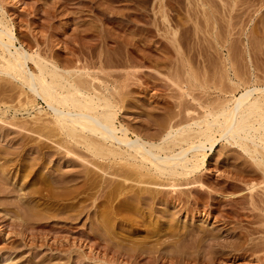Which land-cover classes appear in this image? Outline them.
I'll list each match as a JSON object with an SVG mask.
<instances>
[{
  "label": "bare ground",
  "instance_id": "6f19581e",
  "mask_svg": "<svg viewBox=\"0 0 264 264\" xmlns=\"http://www.w3.org/2000/svg\"><path fill=\"white\" fill-rule=\"evenodd\" d=\"M211 1L212 2L210 4L207 3V5H210L209 9L206 8L207 15L209 16V19L207 18L209 20L208 23L210 28L209 36L211 35L209 39V45L211 47H215L217 44L223 50L227 48L228 54L226 57L222 56L224 57L222 64L226 70H224L225 77L228 81H224V76L221 78L219 77L220 79L217 78L219 80H211V76L207 79V75H199L197 72H195V69V71L192 69V66L182 63L183 66L179 68L175 62V68L178 69L173 68L172 70L170 68L172 71L175 69V71H169L167 74H163V76L169 80L170 83L167 82L168 86L170 84L169 88L177 92L176 97H178V102L175 101L176 103H174L173 101H169L167 99L166 104H169L171 108L176 106L179 108L181 107L180 112H178V114L175 113V116H172V113V115L169 116V119L167 117L168 121L164 119V122L166 123L160 127V130L158 129L159 131L151 134L150 136H145V133L147 134V132L141 133V131H137L139 128L137 129L135 127L137 129L135 130L134 127V129H132L127 127V125L125 126V124H120L121 122L118 124V114L123 107V91L128 87V83L130 82L128 77L132 76V74H130L132 69L130 70L131 72H127L126 69L124 70L126 71L125 75H120L121 77H118L117 75L116 77L111 75L113 72H107V74L105 68H103L104 66L100 68L101 71L105 70L104 73L102 72L103 74H100V71L93 72L91 70L93 68H89V66L85 65L64 67L63 65L65 64L61 65V62L59 63L58 60H56L57 58L55 59L54 56L46 54V51H42L40 47V50H34L30 48V45L26 44L23 39L21 40L20 36L18 37L14 29L16 20L11 18L12 16L10 17V12L3 5L4 3H0V79L5 82L4 84L2 82L0 87L3 88V90L5 89L13 93L12 94L10 92L8 94V92H6L9 96L15 95L14 93L18 91L20 92V94L18 93L20 96L24 95L26 97L23 101H20L21 99H19V107H16V105L12 104L13 100L10 99L11 97L9 98L11 103L8 102L9 100L4 101L2 98V100H0V122L4 120V116H7V114H9L11 111L17 113L21 111V109H37L40 105V100L46 104L47 109L46 111L42 110V112L39 108V115L43 113L44 115L50 116L48 120H43L44 116L42 117L41 114L40 116L38 115V117H36L34 121L35 123L32 121L33 124H36V126L32 125L35 127L32 129L30 128V138L27 143L23 145L25 150H31V152L36 155L34 158L32 157L33 160L31 159L32 163L34 164L33 166L36 167V169L34 168V175H31L30 173L28 175L26 174L28 177L34 176L36 179L38 178L36 181V186H34L35 184L33 185L36 188L31 189L30 187L31 193L27 195L23 193L25 196H23V194L21 197L18 196V202L15 203L11 201L9 202L10 205H20L23 209L22 212L25 213V211H29V207L31 208V206H34L32 204L33 199L38 197L49 202L51 200V203L53 201V203L57 202L59 204L63 203L70 205L72 208L70 212L75 213L78 211V207H82L81 205L79 206V204H81V200L83 203L86 202L88 204L90 203V198H95V195H93L91 191L98 186H103L105 188L109 187L111 189L110 193L107 191L109 194L106 192L109 196L106 195L105 198L103 197L100 203L98 202L100 205L107 206L105 204L110 203L108 202L109 200L114 203L118 196L120 198L121 194L125 195V197H123L124 199L122 198V200L119 202L116 201L117 203L115 205L113 204V207L115 208L112 212L109 211L111 215L104 212L106 215H110V219L108 222H106V224L105 222L101 224L102 229H104L110 235V239L112 238L111 241H115V237L118 235L121 237H118V239H121L120 241L116 240L117 244L112 245L110 244L111 242L109 243L112 246H116V248L114 246V249H116L115 253H112V255L114 254L113 257L111 259H108L107 257V259L110 261V264H160L162 262L163 264H192L193 261L199 259V255H202V248L203 250H205V246L208 248L207 242L209 240L212 241L211 244L208 242L209 245L211 247H215L216 251L221 249L219 247L228 246L225 245L224 241L219 242V236L217 234H215L216 237L211 236V231V235L205 236L206 232H203V234L197 230L198 228L195 229L196 227L186 226V223V225L183 223V225L180 224L181 222L179 221V218L177 219L175 216L176 213H174L176 211L173 210V215L172 212H170V207L166 206L168 204H172L170 206L174 207L173 201H176L177 203L175 204H177L179 207L181 205L180 203L185 201L183 194H188L187 196H193L195 193L198 195L196 194L197 196L188 198H192L191 200L187 199L188 203L191 201L190 203L192 206H198L202 204V201H207L210 203L212 202L211 204H216L217 208L222 206L219 205L222 204L223 198L225 199L227 196H224V194L218 195L217 191H215L216 189L214 190V187L212 188L214 184L209 180L206 181L207 179L203 173L204 168H206L205 166L209 155L208 151L212 150L218 142L226 140L228 144L237 146L240 149L243 157H245V163L249 161L250 165V161H252V163H254L253 165H256L257 168L259 167V170L264 172V12L262 13L264 9V0H222L224 4L219 2L223 4H221L222 6H219L220 10L222 7V9L225 11L220 13V15H223V19L226 18L224 21L227 23L226 26L224 25V30H226V32H224L222 37L220 36L219 32H215V29H217L215 24L219 21V15L218 17H215L217 16L215 14L219 12L217 10L218 6H216V8L214 7L216 3L214 1L217 0ZM260 12L261 14H259ZM166 14L165 17L167 16ZM243 18L247 19L246 22H244L247 24H244L245 26L241 28L242 32L239 30L240 38H238L239 36L234 38V36L238 33L237 30L236 33L234 32L235 30L233 31L235 28L234 26H236L237 21H241ZM253 19L259 24L252 25L253 27L251 26L252 28L251 30L249 29L250 31L248 32L247 26ZM260 30H262V32ZM242 35H244V38L246 36V39L242 38ZM236 39L240 40L237 41ZM235 41L237 44L238 42L241 43V47L239 46L240 43L238 44L239 51L236 53L234 52V54L238 57L235 58H237V61L243 59V66H245L247 63L246 67H248H243L244 70L246 68V72H244L243 69L242 71L241 67L236 66L240 63H235L236 59L234 60L233 56V51L235 50L234 48L238 47H234ZM237 49L238 48H236V50ZM72 53L74 52L72 51ZM73 57L75 58L74 55ZM108 58H106V60ZM72 59L71 61L76 63V60L74 61ZM76 59H78V57ZM102 61L103 60L101 59V63H103ZM245 61L247 62L245 63ZM78 62L79 61H77V63ZM101 63L99 65L102 66ZM175 64L172 63L173 66L168 64V66L170 65L169 67H174ZM129 68L130 67H128V69ZM134 68L135 66L133 69ZM237 68L238 71L240 69V72L236 70ZM136 69L138 71V67H136ZM122 70L123 69L118 72H121ZM105 73L107 76L104 75ZM201 75H203V79L205 81L201 80ZM133 76H136L135 73H133ZM209 79L210 81H208ZM225 83L228 84L226 85ZM198 90L201 91L203 95L196 96L194 92ZM39 121L40 124H38ZM143 122L145 123V121ZM148 124H144V126H148ZM52 125L55 126V128H53ZM140 126L141 125L139 124L138 127ZM49 128L53 129V131L48 130ZM55 137H58V140H55ZM54 144L57 150L46 151V149L53 148ZM3 147L5 146L0 145V155L5 153L3 152ZM8 148L9 147L7 146L6 149ZM49 153L50 157L47 158ZM10 154L9 156H11ZM53 154L58 156L57 160H59V162L63 161L66 165L68 164L71 166H76V171L71 172V170L70 173L59 171L57 174H53V172L48 169L50 174L53 176H51V179L48 180L49 178L46 177L49 176L47 175L49 172L47 173L44 171L46 170L45 168H48L49 164H52L53 160L51 159V156ZM80 154L83 155V157L79 156ZM2 157H0V161L2 160ZM30 163L31 162H29V164ZM55 164L56 163L53 164V167L56 166ZM59 164L60 163H58L57 167L60 166ZM249 165L248 169L245 168L240 170L241 175H239L240 171H238L239 173H236H238L237 177L238 175L242 177H238V180L245 183V185L248 184L246 189L247 187L250 189V194H248L249 203L254 205L256 202L258 203V200L255 199L256 193L254 196V187L256 188V186H254V180L259 176H255L256 172L258 171L255 172L254 170H251ZM11 166L12 162L9 160H5L2 163L0 162V192H2L7 197H9V195L12 196L14 192H18L16 190L21 191L20 188L16 189V185L20 187V184H22L19 181L18 183L17 181L13 182V179V181L11 180L12 183L10 182L11 176H9V174L10 170L12 169ZM244 166L245 165L243 164V167ZM57 167L54 168L57 169ZM99 171H102L101 176H99L101 179L97 178ZM39 177H41V179H39ZM97 179L100 181H97ZM226 180L229 184L226 186L222 185L223 187L221 186V189L232 186L238 187L239 181L236 179V175L228 177L226 176ZM235 180L238 183H236ZM222 183L223 181L219 180L217 183L215 182V186H220ZM5 184L7 185L5 186ZM81 191H85L87 195H83L84 197H81ZM218 197L220 198V201H217V203L216 199L218 200ZM236 197H230L229 202L232 204H238L239 200L238 198L236 199ZM260 198L259 200L264 202L263 197V200ZM97 200V198L93 199L94 204ZM170 201H172V203H170ZM214 201L215 203H213ZM49 202H46V204L44 203V205H47ZM178 202H180V205H178ZM158 204H160L159 207H157ZM36 205L37 206L35 207L41 209V204L37 203ZM70 206L68 207L70 208ZM83 206H85V204ZM57 207L60 208V205ZM57 207L54 209L55 212H63L64 209H59ZM234 207L237 208L236 205ZM234 207L232 206V208ZM256 207H258V205ZM188 208H190V204ZM258 208V210L262 211L261 214L263 216L264 207ZM9 209L14 210L12 208ZM80 210L78 213L79 215H82V210ZM192 210L193 209H191V211ZM231 210L232 209H230V211ZM39 211L37 212L40 214L37 216H40L41 214L43 216V214H46L47 212H52L53 209L45 206ZM37 212L36 214H38ZM70 212L69 215L72 216L73 214H70ZM227 213L228 214H226V216L228 218H233L235 216L233 214L237 215L239 212L237 210H232V212L227 211ZM255 214H252L251 218H255ZM118 215L121 216V220L119 219ZM248 216L249 215H247V217ZM156 218L157 220L158 218L162 219L157 221ZM260 218L261 217H259V220L262 221ZM262 222L264 223V220ZM134 223L137 225H135L136 228H138L132 230L130 229V226ZM23 224V227H21L22 225L20 226L21 229L24 228L25 230L26 228V230H28V223ZM31 226H33V224ZM124 227L128 229L124 235H122V228ZM114 228L116 229L113 231ZM119 228H121L122 233H116ZM190 233L192 237L193 235H195V237L198 235L197 239L194 237V240H196L195 243L192 242L193 240L191 241L194 243V248L192 247V244L190 245V243L188 244L187 242L190 240ZM240 233L241 234L240 236L238 235V237L244 240V243L240 241L241 244H247L248 247H245L246 249H250L253 252H264V240L254 244L251 242L252 238H249L251 235L249 231L241 229ZM113 234H117V236L114 237ZM46 241V239H42V244L47 246L50 250L56 249L59 251L62 247L67 245L65 242L60 240H55V242L52 243H46ZM26 245L29 244L26 243ZM110 245L107 244L105 248H110L108 247ZM190 248H192L191 251ZM47 259L49 258L46 257L39 259V262L35 264H48L49 262L47 261L50 259ZM258 260H263V263L264 255L259 257Z\"/></svg>",
  "mask_w": 264,
  "mask_h": 264
},
{
  "label": "rangeland",
  "instance_id": "374dc122",
  "mask_svg": "<svg viewBox=\"0 0 264 264\" xmlns=\"http://www.w3.org/2000/svg\"><path fill=\"white\" fill-rule=\"evenodd\" d=\"M208 1L209 0H0V3L2 2L4 3L2 4L6 7L7 10H9L10 17L12 16L11 18L16 20L15 21L16 25L14 24V29L18 37L20 36L21 40L23 39V41L26 44H29L30 46L29 45L28 46L30 48L34 50H37V49L40 50L39 49L40 47L42 51L44 52L46 51L45 52L46 54L54 56L55 59L57 58L56 60H58L59 63L61 62V65L65 64L63 65L64 67H70V66L74 67L77 65L79 66L85 65V66H89V68L90 67L93 68L94 70L91 69L93 72L100 71V74H103L106 70V73L113 72L111 75H114L116 77L117 75L118 77L123 76V74L125 75L126 71L124 70L127 69V72H128L132 69L131 70L132 72L130 71L131 72L130 74H132L133 76V73H135L136 76H133V77L130 76L132 78L128 77L130 82L128 81L129 82L128 87L125 88V90L123 91V96H122V101H123L122 106L123 107L118 114L119 115L118 124L121 122L120 124H125V126L127 125V127L129 128H132V129H134L135 127L137 129L139 128V130H137L136 128L135 130L141 131V133L147 132L148 135L145 133V136H150L151 134H154L160 130V127H162L164 123H166L164 121L165 120L168 121L169 116H171L172 113H173L172 116H175L176 114H178V112H180L181 107L179 108L176 106L174 108L173 107L171 108L169 104L168 105L166 104L167 99L169 101H173L174 103L178 102V97H176L177 92L169 88L170 87V84L168 86V83H170L169 80L165 76H163V74H167L169 71L171 72L173 68L176 67L175 62L177 63L179 68H181L183 64L192 66L193 68L192 67L191 68L193 70L195 69L196 71L195 70L194 71L197 72L199 75L200 74L207 75L206 76L207 79L210 76H211L210 79L212 78L211 80L217 79L219 77L221 78L224 76L223 77L225 78L224 81L226 82L227 80L225 77L226 70L224 69V66L222 64L223 58L226 57L228 54L227 48L223 50L217 44L215 45V47H211L209 45L210 44L209 39L211 35L209 36L210 34L209 33L210 28H209V23H208L209 16L207 15V11H206L207 10L206 8L209 9V6H210V5H207ZM211 2L212 1L210 0L208 4H210ZM214 2H216L214 7L216 8V6H218L217 10L219 11V12L216 11L219 14L217 13L215 14L217 15L215 17H218L219 15L218 17L219 19L216 18L219 21L218 23L216 22L215 24L217 28L215 29V32L216 31H217L216 33L219 32L220 36L222 37L224 32H226V30L224 29L227 23L224 21L226 18L223 19L224 18L223 15L222 14L220 15V13H222L224 10L222 9V7L220 10L219 6H222L224 3L222 0L221 1L217 0ZM219 2H222L223 4ZM152 5L154 6V9ZM263 12H264V9L262 13ZM165 14L167 15L166 16L167 19L165 17ZM259 14H261V12ZM254 19L250 21L247 26L248 32L253 27L252 25L259 24L258 22H255V20L257 19L255 20ZM246 20L247 19L243 18V20L237 21V24L236 26H234L235 28L233 29V31L235 30L234 32L236 33V30H237L238 33L237 35L234 36V38L235 37L237 38L238 36H239L238 38H240L239 33L240 31L242 32L241 28H243L247 24V23L246 24L244 23L246 22ZM260 31L262 32V30ZM241 37L244 38V35H242ZM244 39H246V36ZM236 40L239 41L240 39H236ZM239 43L240 42H238V44ZM234 44H235L234 47L238 46L236 41L234 42ZM240 45L241 43L239 44V46ZM239 46L236 47L238 48L237 50L236 48H234L235 50L233 51V54L234 52L236 53L237 51H239ZM217 48L219 51L217 50ZM72 51L74 53H72ZM211 53L212 54L214 53L213 54L214 56ZM73 55L75 56V58L73 57ZM76 55L78 59L80 60L76 59L77 58ZM103 56L106 58L108 57L109 58L106 60V58H104ZM233 56H234V60L236 59L235 63L239 62L241 65L244 64L242 63L244 61L243 59H242L243 61L240 60L241 61L240 62V61H237L238 57L235 54ZM67 58L70 60H68ZM71 59L74 61L76 60L75 61L76 63H73ZM101 59L103 60L102 61L103 63H101ZM133 60L134 61L136 60V61L134 62ZM77 61L79 62L77 63ZM246 62L247 61H245V63ZM100 63L102 64V66L99 65ZM172 63L175 64L174 67H169L170 65L168 66V64H171V66H173ZM240 64L238 65L235 64V65L237 67H241V70L243 69V67H246L247 65V63L245 66L243 65L241 66ZM134 66L135 68L133 69ZM101 67L105 68V70L101 71L100 69ZM128 67L130 68L128 69ZM136 67H138V71ZM107 68L109 69V71ZM119 69L120 70L123 69V70L121 72H118L120 71ZM175 69H178V68H175ZM210 69L211 70L213 69V70L211 71ZM236 70L238 71V68ZM245 70L244 72H246ZM238 72H240V69ZM106 73L104 75H106ZM200 77H202L201 80H204L203 75H201ZM210 79L208 81H210ZM2 82L3 84L5 83L3 80H1L0 81L1 85H2ZM137 83H140V84H137ZM142 83L144 86L142 85ZM225 84L227 85L228 83H225ZM0 89H1L0 95L2 94L0 96V100H2L3 98L4 101L9 100L8 102L11 103L10 102V99H11L13 100L12 104L16 105V107L17 106L19 107V104H20L19 99H21L20 101H23L26 98L24 95L20 96L19 95L20 92L18 91L14 93L15 95L12 96L10 94L11 96H9L8 94L11 91H7L5 89L3 90V88L1 87ZM6 92H8V94ZM194 93L196 94V96L203 95V93L199 90ZM13 97H16V98H13ZM5 98H8V99H5ZM39 108L41 111L42 110L46 111L47 109L46 104L42 100H40V105L38 106L37 109H30V110L21 109V111L17 113H15L14 111H11L9 114H7V116H4V120L0 122V135H1L0 145L5 146L3 147L4 148L3 152L5 153L0 155V157L3 156L1 158L3 161L1 160L0 162L2 163L5 160H9L10 162H12V166H11L12 169L11 168H10L11 170L9 169L10 170L9 176H11L10 182L13 179L14 180V181L12 180L13 182L17 181L18 183L19 181L22 183L20 184V187L16 185V189L20 188L21 191L16 190L18 192H14L12 196L9 195V197H7L2 192H0V264H35L39 262L38 261L39 259L46 258V257L50 259V260L47 259L49 260L47 262H49L50 264L51 263L52 264H103V263L110 264V261L108 259H111L113 257L114 254L112 255V253H115V250H116L114 249L115 245L114 246L112 245L117 244L116 240L120 241L121 239H118V237L119 238L121 237L119 235L117 236V234L116 235L113 234L114 237L115 236L117 237H115L116 239V240L114 239L115 241L113 240L111 241L112 238L110 239L109 237L110 235L104 229H102L101 224L104 222L106 224V222L109 221L110 219L109 216L111 215L110 212H112L113 209L115 208L113 207V204L115 205L117 202L122 200V198L125 197V195L121 194L120 198L118 196V198L114 201V203L109 200L108 202L110 203L105 204L107 206L100 205L99 204L100 201L103 199V197L105 198V196L110 193L111 189L108 186H107L108 188H105L103 186L102 187L98 186L97 188L91 191L93 195H95V198L98 199L95 204L93 201V199H95L94 197L90 198L91 200L89 199L90 203L88 204L86 202L83 203L81 200V204H79V206L81 205L82 207H78L79 208L78 211L81 209L82 215H79L78 211L75 213L70 212L72 209L70 205L63 204V203L59 204L57 202L53 203V201L51 203V200L49 202V201H46L45 199L43 200V198L41 199L38 197L33 199L32 204L34 206H31V208L29 207V211L31 213L29 211L26 212L25 210L24 211L26 214L23 213L22 207L18 204H16V206H14L15 204L14 205L9 204V202L11 201L17 203L19 199L18 196L21 197L23 193L27 195L31 193L32 188L34 189L36 188L34 186H36V183H37L36 181L38 178L36 179V177L34 176H33L34 178L32 176L30 177L27 176L29 173L31 175H34L35 173L34 171L36 167L33 166L34 164L32 163V160L34 156L36 155L33 152H31V150H28L26 147L25 148L27 150H25L23 148V145L26 144L27 141L29 140L30 135H31V129L36 126V124H33V122L35 121L36 117H38L40 113L38 112L40 111L38 110ZM41 114L40 115L42 117L44 116L43 120L45 119L48 120V118H50V116L44 115L43 113ZM143 121H145V123ZM150 122L152 125L150 124ZM148 123L150 124L151 127L149 126ZM38 124H40V121ZM139 124L141 125L140 127H138ZM144 124H148L149 128L147 125L144 126ZM32 125H35V126H32ZM37 126H40V125H37ZM141 127L143 129L144 128L146 129L143 130ZM50 128L48 130L53 131V129H50ZM53 128H55V126H53ZM54 139L58 140V137H55ZM7 146L9 147L8 149H6ZM54 150H57L55 147V144L53 148L46 149V151H54ZM208 152H209V155H208L206 166H205L206 168H204V171L206 173L204 171L203 173L207 179L206 181L209 180L211 183L214 184L212 188L214 187V190L216 189L215 191H217L218 195L224 194V196H227L225 197V199L223 198L224 201L222 200V204L219 205V206L221 205L222 206L217 208L216 204H211L212 202L210 203L207 201L205 202L202 201L201 202L202 204L198 206L193 205L194 206L193 207L192 204L190 203L191 201L188 203V200H191L192 198L190 199L188 198L197 196L198 195L197 193H195V195L193 196L192 195L187 196L188 194H183L185 201H183V203L178 202V205L181 204L179 207L177 206V204H175L177 203L176 201H173L174 207L170 206L172 204H168L169 206L166 205L167 207H170L171 209L170 212H172L173 215L174 213H176L175 216L177 219L179 218V221L181 222L180 224L183 223L184 225L187 224L186 226H189V227H192V226L196 227L195 229L198 228L197 230H199L200 232L202 233L206 232L205 236L211 235V232H212L211 236H215V234H217L219 236L218 238L219 242L224 241L225 245H228V246H224L225 248L219 247L221 249H218L217 250L218 252H217L215 247H211L209 245V243L210 244L212 243V241L209 240L208 241L209 243L207 242L208 248H206L207 246L204 247L205 250H203L202 248V252H203L202 255H199L200 256L198 257L199 259L193 261L192 264H264V262L262 263L263 260L262 261L258 260L259 257L264 255V252L263 251L253 252L250 249H246L245 247H248L247 244L245 245L241 244V242L244 243V240L238 237V235L240 236L241 234L240 230L243 229L245 231L247 230L250 232L251 235L249 238H252L251 242H253L254 244L259 243V241L264 240V223L262 222L264 220L263 219L264 215L262 216L261 214L262 211L258 210L259 209L258 207H264V204H262L264 202H261V200H259V198L264 194V190H263L264 172L259 170L258 169L259 167L257 168L256 165H253L254 163H252V161H250L251 162L250 165H249V161L245 163L246 161L245 157H243L242 153L240 152V149L237 146L228 144L226 140L218 142L217 145L212 150H209ZM9 154L11 156H9ZM53 155L51 156V159L53 160L52 164H49L48 168H45L46 170L44 169L45 170L44 172H47V173L49 172L47 174L49 176L46 177V178H49L48 180H50L52 176V174H50V171H52L53 174H57L59 171L60 172L64 171L65 173L67 172L70 173L71 170H72L71 172L76 171L77 169L76 166H71L68 164L66 165L64 164L63 161L59 162V160H57L58 156L57 155L53 156ZM79 156L83 157V155L81 154ZM49 157H50V153L47 158ZM29 162H31L32 164L31 163L29 164ZM54 163H56L55 164L56 166L54 167H57L58 163H60L59 164L60 166H58L56 169L53 167ZM243 164L245 165L244 167H243ZM248 165L251 170H254L255 172L258 171L256 172L255 176H259L258 178L255 177L257 179L254 180L255 182L254 186H256V188L254 187V196L256 193L255 199L258 200V203L256 202V204L254 205L249 203L248 194H250V191H249L250 189H248L249 187H247L246 189V186L248 184L245 185V183L238 180L239 179L238 177H241L239 176L241 175L240 170H243L245 168L248 169ZM48 169L50 171H48ZM238 171H240V174L237 177V174L239 173ZM98 173L99 174H97L98 176L97 178H100L99 176H101L102 171H99ZM231 174L236 175V179L239 181V183L236 182V180L235 182L238 183V187L232 186L229 188L227 187L223 188L225 190L221 189L222 185L226 186L229 184L228 181L226 180V176L227 177L234 176ZM39 179H41V177H39ZM219 180L223 181V183L220 186L219 185L215 186V182L217 183ZM97 181H100V180L97 179ZM258 184L260 185V188ZM6 185L7 184H5V186ZM241 187H244V188H241ZM24 194L23 196H25ZM83 195L86 196L87 193L85 191L83 192L81 191L80 196L84 197ZM230 197H234V198L236 197V199L238 198L239 200L238 204L236 203L232 204L231 202H229ZM262 197L264 199V195ZM262 197L260 199H262ZM219 199L220 198L218 197V200L216 199V202L217 201L219 202L220 201ZM45 201L51 204L48 203L47 204L48 206L44 205V203L46 204ZM37 203L41 204V209L46 206L50 209H53V211L47 212L48 214L47 213L43 214V216L42 214L40 216H37L40 214L39 210H41L40 208L35 207L37 206L36 205ZM82 203L83 205L85 204V206H83ZM170 203H172V201H170ZM213 203H215V201ZM57 204L60 205V208L57 207L58 206ZM189 204H190V208L193 209L192 211L190 208H188ZM228 204L231 206H229ZM159 205L160 204H158L157 207H159ZM235 205L237 206V208L234 207ZM257 205L258 207H256ZM68 206H70V208ZM232 206L234 208H232ZM56 207L59 209H64L63 210L64 214L61 211L55 212L54 209ZM9 208H12L14 210H11ZM230 209L237 210L239 212L237 215L233 214L235 216L233 218L230 217L231 219L226 216V214H228L227 211L232 212V210L230 211ZM9 210L12 211L13 213L10 212ZM173 210L176 212H174ZM36 212L38 214H36ZM69 212L70 214H73V215L70 216ZM104 212L109 213L110 215L108 216ZM250 213L252 214L256 213L255 215L257 218L256 217L251 218L252 214ZM247 215L249 216L247 217ZM118 217L121 220V216L118 215ZM259 217H261L260 219H262V221L259 220ZM161 219L158 218L159 221ZM21 223L22 224L28 223L29 229L26 230L25 228L26 231L24 230V228L21 229V227H23L24 225V224L22 225ZM32 224L33 226H31ZM135 225H136L135 223L131 225L130 229L132 230L137 229L138 227L136 228L137 225L136 226ZM115 229L116 228H114L113 231ZM127 229L128 228L126 227L122 228V231H123L122 233L121 228H119L116 233L121 232L122 235H124ZM190 236L192 237L191 233L189 237ZM98 237H101V238H98ZM191 237H190V240H188L189 238L187 239L188 240L187 242L188 244L190 243V245L192 244V247H193L196 241L194 239L195 238L197 239L198 235L197 237H195V235H193L192 238ZM107 238L109 239V241ZM42 239H46L47 240L46 243L47 242L52 243V242H55V240L56 241L60 240L62 242H65L67 245L62 247L61 250L59 251L56 249L50 250L47 246H44L42 244ZM191 241L194 243H192ZM26 243H28L29 245H26ZM109 243L112 245H110ZM72 244L75 246H73ZM107 244L110 245L108 246L110 248H105ZM191 249L192 248H190V251ZM195 249H196V245H195ZM111 264H114V263H111ZM160 264H163V262Z\"/></svg>",
  "mask_w": 264,
  "mask_h": 264
}]
</instances>
